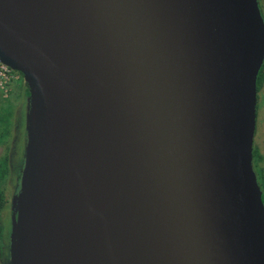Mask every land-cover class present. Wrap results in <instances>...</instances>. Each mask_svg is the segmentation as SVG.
Here are the masks:
<instances>
[{
  "label": "water",
  "instance_id": "obj_1",
  "mask_svg": "<svg viewBox=\"0 0 264 264\" xmlns=\"http://www.w3.org/2000/svg\"><path fill=\"white\" fill-rule=\"evenodd\" d=\"M0 62L28 91L7 264H264L258 0H0Z\"/></svg>",
  "mask_w": 264,
  "mask_h": 264
},
{
  "label": "rangeland",
  "instance_id": "obj_2",
  "mask_svg": "<svg viewBox=\"0 0 264 264\" xmlns=\"http://www.w3.org/2000/svg\"><path fill=\"white\" fill-rule=\"evenodd\" d=\"M262 16L264 18V0H258ZM28 92V91H27ZM23 94H26V88L23 83L19 86H14L7 97L11 105L12 115L10 123L8 124L9 135L4 143V148L0 149V154L5 153L9 164V176L6 179V196L7 206L3 211V216L6 217L10 213V203L13 194L17 190L15 178L20 180L21 168L16 164L15 160L24 153L26 126L25 119L27 113L28 100ZM253 146H256L262 156V161L259 162L260 166L264 169V79L261 88L257 93V115H256V128L254 133ZM6 147V148H5ZM11 229V215L8 216L5 222L6 239L4 241L5 252L0 257V264H7L9 257V236Z\"/></svg>",
  "mask_w": 264,
  "mask_h": 264
},
{
  "label": "trees",
  "instance_id": "obj_3",
  "mask_svg": "<svg viewBox=\"0 0 264 264\" xmlns=\"http://www.w3.org/2000/svg\"><path fill=\"white\" fill-rule=\"evenodd\" d=\"M264 79V62L260 68L257 77V91L260 90L262 81ZM26 94H28L26 89ZM7 98L3 99L0 97V149L4 148V143L6 142L9 135L8 124L10 123V117L12 115L11 105ZM257 115V108H256ZM6 148V147H5ZM262 161V156L259 149L253 146V166L257 175V180L262 191V199L264 202V169L260 166L259 162ZM9 176V164L5 153L0 154V257L3 252H5L4 241L6 239L5 222L8 216L4 217L3 211L7 206V196H6V179ZM17 191V190H16Z\"/></svg>",
  "mask_w": 264,
  "mask_h": 264
},
{
  "label": "built area",
  "instance_id": "obj_4",
  "mask_svg": "<svg viewBox=\"0 0 264 264\" xmlns=\"http://www.w3.org/2000/svg\"><path fill=\"white\" fill-rule=\"evenodd\" d=\"M23 83L22 75L0 62V97L5 99L9 96L14 86ZM24 85V83H23Z\"/></svg>",
  "mask_w": 264,
  "mask_h": 264
},
{
  "label": "flooded vegetation",
  "instance_id": "obj_5",
  "mask_svg": "<svg viewBox=\"0 0 264 264\" xmlns=\"http://www.w3.org/2000/svg\"><path fill=\"white\" fill-rule=\"evenodd\" d=\"M26 97V96H25ZM15 162H16V164L21 168V166H22V163H23V161H22V154H21V156H19L18 157V159L17 160H15ZM15 180H16V182L15 183H17L16 184V186H17V190H18V188H19V179H17V177L15 178ZM17 192V191H16ZM15 192V193H16ZM10 213H9V216L12 214V210H11V205H10ZM4 253V252H3ZM3 253L1 254V256H3Z\"/></svg>",
  "mask_w": 264,
  "mask_h": 264
},
{
  "label": "bare ground",
  "instance_id": "obj_6",
  "mask_svg": "<svg viewBox=\"0 0 264 264\" xmlns=\"http://www.w3.org/2000/svg\"><path fill=\"white\" fill-rule=\"evenodd\" d=\"M105 211V208H103V212Z\"/></svg>",
  "mask_w": 264,
  "mask_h": 264
}]
</instances>
